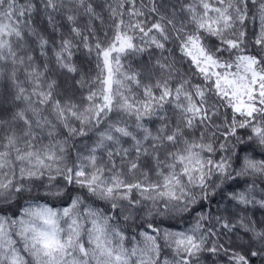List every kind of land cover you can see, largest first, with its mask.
Listing matches in <instances>:
<instances>
[{
    "label": "snow or ice",
    "instance_id": "obj_1",
    "mask_svg": "<svg viewBox=\"0 0 264 264\" xmlns=\"http://www.w3.org/2000/svg\"><path fill=\"white\" fill-rule=\"evenodd\" d=\"M0 264H264V0H0Z\"/></svg>",
    "mask_w": 264,
    "mask_h": 264
}]
</instances>
